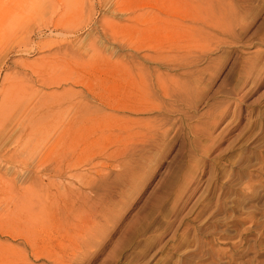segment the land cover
Returning <instances> with one entry per match:
<instances>
[{"label":"rangeland","instance_id":"obj_1","mask_svg":"<svg viewBox=\"0 0 264 264\" xmlns=\"http://www.w3.org/2000/svg\"><path fill=\"white\" fill-rule=\"evenodd\" d=\"M27 1L0 17V264H264V0Z\"/></svg>","mask_w":264,"mask_h":264},{"label":"bare ground","instance_id":"obj_2","mask_svg":"<svg viewBox=\"0 0 264 264\" xmlns=\"http://www.w3.org/2000/svg\"><path fill=\"white\" fill-rule=\"evenodd\" d=\"M9 3H8V5L4 2V0H0V17L4 20V21H6V22H10V21H12V20H14L15 19V15H16V13H19V11H18V6H20L21 4H22V6H23V8H22V10H23V12H27V13H29V11L28 10H30V5H28L29 4V2L27 1V0H20V1H22V3H20V2H17V0H7ZM40 1V0H39ZM31 3V2H30ZM40 3V2H39ZM6 5V6H5ZM35 5V2H33L32 1V3H31V8L33 7ZM29 6V8L27 9V7ZM36 9V8H35ZM33 10H34V7H33ZM20 13H21V11H20ZM22 14H20V16H21ZM138 16H140L139 14H138ZM3 21V22H4ZM2 22V23H3ZM67 55V54H66ZM63 63V62H62ZM65 63V62H64ZM63 63V64H64ZM67 63V62H66ZM46 67V66H45ZM44 67V68H45ZM45 70V69H44ZM40 82V81H39ZM52 105V104H51ZM51 105H48V106H51ZM46 106V105H45ZM44 106V107H45ZM55 106V105H54ZM44 107H42L41 106V110L44 108ZM50 108V107H49ZM52 108V107H51ZM57 108V107H56ZM55 108V109H56ZM47 107H45V110H44V113H42L43 114V118H39V117H37L36 116V114L37 113H35V115H32V113H31V116L29 115H26V117H25V119H26V123H25V125L23 126V129H22V131H21V133H20V135L21 136H25V137H27V136H36V135H39V134H42L43 133V130L39 127V126H41V125H47V121L48 120H46V119H48L49 117H48V114L52 111L51 109V111L48 109ZM53 109V108H52ZM55 109L53 110V111H55ZM39 111H40V109H39ZM50 111V112H49ZM52 111V112H53ZM57 111V110H56ZM38 112V111H37ZM55 113H57V112H55ZM53 114V113H52ZM51 114V115H52ZM50 115V114H49ZM46 118V119H45ZM54 135H55V133H54ZM63 136V132H56V136H55V138L57 139L56 141H57V143L61 140V137ZM20 138V137H19ZM62 165V164H61ZM64 165V164H63ZM59 166H57L56 168H58ZM56 168H55V170H56ZM58 170V169H57ZM61 169H59L57 172H59ZM57 174V173H56ZM1 181V180H0ZM3 182H5V181H3ZM7 183V182H6ZM9 184V183H8ZM33 248V247H32Z\"/></svg>","mask_w":264,"mask_h":264}]
</instances>
